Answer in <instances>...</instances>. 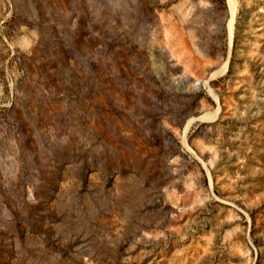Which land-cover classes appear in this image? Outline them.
<instances>
[{
  "label": "rangeland",
  "instance_id": "1",
  "mask_svg": "<svg viewBox=\"0 0 264 264\" xmlns=\"http://www.w3.org/2000/svg\"><path fill=\"white\" fill-rule=\"evenodd\" d=\"M230 2L0 0V264H264V0Z\"/></svg>",
  "mask_w": 264,
  "mask_h": 264
},
{
  "label": "bare ground",
  "instance_id": "2",
  "mask_svg": "<svg viewBox=\"0 0 264 264\" xmlns=\"http://www.w3.org/2000/svg\"><path fill=\"white\" fill-rule=\"evenodd\" d=\"M230 1L232 2V1H234V0H229V2H230ZM231 2H230V4H231ZM233 3H234V2H233ZM231 8H232V7H231ZM231 8H230V9H231ZM230 11H231V10H230ZM231 13H232V12H231ZM233 13H234V12H233ZM163 31H164V34H163V35H164V38L167 39V43H168V39H170V37H171V36H170V33H169L167 30H163ZM187 128H188V127H187ZM184 139H185V138H184ZM184 143H185V142H184Z\"/></svg>",
  "mask_w": 264,
  "mask_h": 264
}]
</instances>
